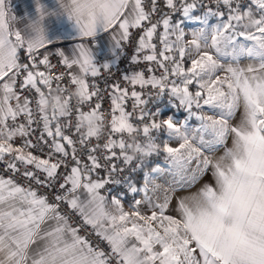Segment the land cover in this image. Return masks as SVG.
<instances>
[{
	"label": "snow or ice",
	"instance_id": "obj_1",
	"mask_svg": "<svg viewBox=\"0 0 264 264\" xmlns=\"http://www.w3.org/2000/svg\"><path fill=\"white\" fill-rule=\"evenodd\" d=\"M0 164V264H264V0H0Z\"/></svg>",
	"mask_w": 264,
	"mask_h": 264
},
{
	"label": "crops",
	"instance_id": "obj_2",
	"mask_svg": "<svg viewBox=\"0 0 264 264\" xmlns=\"http://www.w3.org/2000/svg\"><path fill=\"white\" fill-rule=\"evenodd\" d=\"M45 3L49 4L50 6L54 3V0H44ZM11 4L14 10V13L17 17H20L24 14L25 11L31 12L33 10V0H11ZM48 25L51 30L55 31L57 29H64L67 28V21H58L55 17L49 18ZM108 37L105 35L104 40L107 41ZM78 41L73 39H65L54 42L53 45H50L48 50H54L57 49H63L65 51H69L74 44H76ZM247 61H242V63H246ZM183 116V114L181 115ZM239 119V116L236 118ZM179 120V118H178ZM195 121H193L194 123ZM230 143V141H229ZM143 180V179H142ZM139 183V181H137ZM143 182V181H142ZM199 187V185H196V187H192L189 189H185L182 192H179V195H188L196 191V189Z\"/></svg>",
	"mask_w": 264,
	"mask_h": 264
},
{
	"label": "built area",
	"instance_id": "obj_3",
	"mask_svg": "<svg viewBox=\"0 0 264 264\" xmlns=\"http://www.w3.org/2000/svg\"><path fill=\"white\" fill-rule=\"evenodd\" d=\"M49 54H50V59L52 64L57 65L56 69L53 71V75L56 74V72H62L64 71L63 68L59 67L58 65V56L55 54L56 51L54 50H48ZM131 54V49H129V55ZM128 65V60L127 58L122 59L121 63L119 64L118 68H113V73L114 76H112L110 79H108V83L111 84L114 80H119L121 73L124 71V69L127 67ZM141 67H143V65H141ZM122 82V81H121ZM100 86L103 88L104 84L103 82H101ZM147 91V90H146ZM165 102H166V98H165ZM161 106H163V104H161ZM109 107V101L107 99H105L104 101V108H108ZM151 107V105H150ZM175 111H179L181 113H184L182 110H176V109H172V112ZM167 114V112L165 113ZM36 135H39V130L37 131ZM16 144L19 145L20 144V140L17 139ZM162 157H152L150 158L153 162H157L158 160H160ZM154 164V163H153ZM4 167L3 164H0V169H2ZM146 169H141V168H136L135 172H124L122 175L124 176H128L131 175V178L133 181H141L143 179V172ZM123 188H127V185H123ZM134 199V194L129 193L127 198L125 200H133Z\"/></svg>",
	"mask_w": 264,
	"mask_h": 264
},
{
	"label": "rangeland",
	"instance_id": "obj_4",
	"mask_svg": "<svg viewBox=\"0 0 264 264\" xmlns=\"http://www.w3.org/2000/svg\"><path fill=\"white\" fill-rule=\"evenodd\" d=\"M212 22H215V21H212ZM186 24H187L186 31H189V32L193 28L196 27V25L193 22H190V21L186 22ZM174 113H175L176 118L177 119L179 118V120L180 119H183L184 116H185V113H181L179 111H175ZM182 114H183V116H181ZM157 162L163 163V159L161 158ZM152 166H154V164ZM146 170H148V169H146ZM142 181L143 180L139 181V184H142ZM171 181H172V177L169 176V175H157L155 177V182L158 183V184H160V185H162V186H164L165 188L169 187ZM150 187H151V185H150ZM149 195H151L153 197V199H157V198H162L163 193L162 192H157V193L149 192ZM134 199H143V193L134 194ZM133 200H125L124 201V207H125L126 210H129V211L132 210L131 207H130V205H131V203H132ZM141 211L142 212H146L147 209L143 205H141Z\"/></svg>",
	"mask_w": 264,
	"mask_h": 264
},
{
	"label": "trees",
	"instance_id": "obj_5",
	"mask_svg": "<svg viewBox=\"0 0 264 264\" xmlns=\"http://www.w3.org/2000/svg\"><path fill=\"white\" fill-rule=\"evenodd\" d=\"M168 114V113H167ZM167 114H165V115H167Z\"/></svg>",
	"mask_w": 264,
	"mask_h": 264
}]
</instances>
